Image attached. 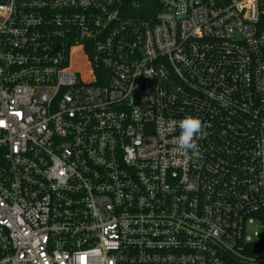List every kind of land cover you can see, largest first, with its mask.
<instances>
[{
  "label": "built area",
  "instance_id": "2783aa9c",
  "mask_svg": "<svg viewBox=\"0 0 264 264\" xmlns=\"http://www.w3.org/2000/svg\"><path fill=\"white\" fill-rule=\"evenodd\" d=\"M123 3L0 0V264H264V0Z\"/></svg>",
  "mask_w": 264,
  "mask_h": 264
},
{
  "label": "clouds",
  "instance_id": "9594fccd",
  "mask_svg": "<svg viewBox=\"0 0 264 264\" xmlns=\"http://www.w3.org/2000/svg\"><path fill=\"white\" fill-rule=\"evenodd\" d=\"M178 128V148L184 152H190L191 156L194 158L199 157L200 152L197 141L206 137L205 125L198 117L188 115L179 120ZM187 187L188 190H194L197 185L193 182L188 184Z\"/></svg>",
  "mask_w": 264,
  "mask_h": 264
},
{
  "label": "trees",
  "instance_id": "16d2710c",
  "mask_svg": "<svg viewBox=\"0 0 264 264\" xmlns=\"http://www.w3.org/2000/svg\"><path fill=\"white\" fill-rule=\"evenodd\" d=\"M123 15L133 21H148L161 8V0H124Z\"/></svg>",
  "mask_w": 264,
  "mask_h": 264
}]
</instances>
